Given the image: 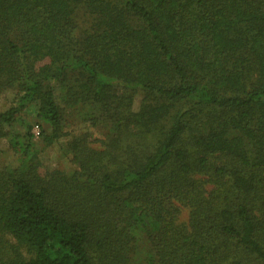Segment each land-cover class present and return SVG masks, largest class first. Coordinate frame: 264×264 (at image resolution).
<instances>
[{"label": "trees", "instance_id": "obj_1", "mask_svg": "<svg viewBox=\"0 0 264 264\" xmlns=\"http://www.w3.org/2000/svg\"><path fill=\"white\" fill-rule=\"evenodd\" d=\"M3 91L0 264H264V0H0Z\"/></svg>", "mask_w": 264, "mask_h": 264}, {"label": "rangeland", "instance_id": "obj_2", "mask_svg": "<svg viewBox=\"0 0 264 264\" xmlns=\"http://www.w3.org/2000/svg\"><path fill=\"white\" fill-rule=\"evenodd\" d=\"M79 12V11H78ZM78 17H80L79 24L81 26L84 25V18L82 17V13H78ZM142 98V94L138 92L136 95V100L134 103V109H137L140 105V101ZM13 103V95L11 91H3L0 92V110H4L7 107L11 106ZM74 107H72L73 110ZM36 108L32 105L29 106L22 112L23 121H27L28 123H33V132L35 135V140L37 142V148L40 150V158L43 161V164L48 169L59 168L64 171H70L75 168V165L71 162V155L65 149L67 142L69 141V136H65L60 139L57 143L52 146L45 147L42 143V139L39 135L40 129L36 125L37 118L35 117ZM71 114H68V116ZM68 131L73 130V134H80L85 131H91L92 137L94 139L92 145L93 147H100L101 143L98 141L101 137L104 136L105 131L103 128H94L89 127V125L85 122H82L80 119H77L76 116H69V120L66 123ZM10 130L13 132L23 131L24 127L18 124L12 126ZM10 137H4L0 140V167H4L9 164H14L17 161L18 156L15 155L12 149L9 148ZM209 185V184H208ZM188 221V209H182L179 215L180 223H187Z\"/></svg>", "mask_w": 264, "mask_h": 264}]
</instances>
